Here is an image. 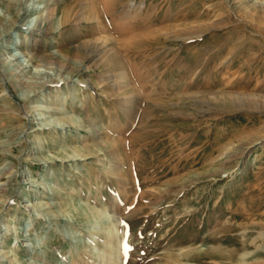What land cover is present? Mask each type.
Segmentation results:
<instances>
[{
	"label": "rangeland",
	"instance_id": "obj_1",
	"mask_svg": "<svg viewBox=\"0 0 264 264\" xmlns=\"http://www.w3.org/2000/svg\"><path fill=\"white\" fill-rule=\"evenodd\" d=\"M0 19V264H264V0Z\"/></svg>",
	"mask_w": 264,
	"mask_h": 264
},
{
	"label": "bare ground",
	"instance_id": "obj_2",
	"mask_svg": "<svg viewBox=\"0 0 264 264\" xmlns=\"http://www.w3.org/2000/svg\"><path fill=\"white\" fill-rule=\"evenodd\" d=\"M1 2H6V4L8 5L10 3V0H0ZM54 3V2H53ZM135 5V4H134ZM51 6L50 5H46L44 7V9L42 10L39 18H40V25L42 24L43 21H47L55 12L54 8H50ZM91 11V9H90ZM38 13V12H37ZM54 16V15H53ZM50 20V19H49ZM0 22H1V19H0ZM51 22V20H50ZM49 22V23H50ZM13 23V22H12ZM48 24V23H47ZM51 24V23H50ZM12 25V24H11ZM46 25V24H45ZM48 26V25H47ZM8 27V26H7ZM25 26L22 25L21 28H24ZM10 28V27H9ZM25 41V40H24ZM49 56L48 57H45V56H37V60L41 62L42 61H45L47 63H49V61L51 60L52 62V57L50 55L52 54H48ZM47 56V55H46ZM30 59H32L34 57V55H29ZM49 60V61H48ZM32 63V62H31ZM11 71V70H10ZM24 73V71H23ZM19 75V74H18ZM66 78V77H65ZM14 79V78H13ZM68 79V77H67ZM13 81V80H12ZM17 81V80H16ZM22 86V85H21ZM27 86V85H26ZM35 86V85H34ZM45 88V85L44 84H41V85H38L36 89H44ZM37 90V91H38ZM32 91L34 92V89H32ZM9 94V93H8ZM27 94V93H26ZM25 94V95H26ZM33 94V93H32ZM29 95V94H28ZM36 97V96H35ZM30 98V97H29ZM49 112V111H48ZM40 128V127H39ZM31 133V132H30ZM71 158V157H70ZM40 216V215H39ZM9 230V229H8ZM74 234V233H73ZM32 241V240H31ZM2 262V261H1Z\"/></svg>",
	"mask_w": 264,
	"mask_h": 264
}]
</instances>
